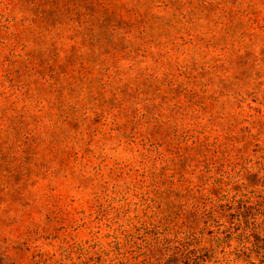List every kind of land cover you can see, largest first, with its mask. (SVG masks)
Here are the masks:
<instances>
[{
    "label": "rangeland",
    "instance_id": "rangeland-1",
    "mask_svg": "<svg viewBox=\"0 0 264 264\" xmlns=\"http://www.w3.org/2000/svg\"><path fill=\"white\" fill-rule=\"evenodd\" d=\"M0 264H264V0H0Z\"/></svg>",
    "mask_w": 264,
    "mask_h": 264
}]
</instances>
